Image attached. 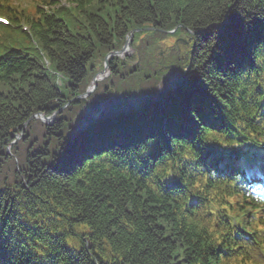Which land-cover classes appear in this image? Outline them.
Instances as JSON below:
<instances>
[{
  "label": "trees",
  "instance_id": "obj_1",
  "mask_svg": "<svg viewBox=\"0 0 264 264\" xmlns=\"http://www.w3.org/2000/svg\"><path fill=\"white\" fill-rule=\"evenodd\" d=\"M14 1L0 5L12 21L0 25V52L8 51L0 55V264H242L234 260L240 250L227 217V232L211 227L194 218L196 203L154 190L140 173L181 156L185 163L165 171L181 172L175 188L185 187L194 180L191 152L205 135L236 121L257 128L237 87L264 70V0H64L68 7L28 0L10 7ZM227 16L230 24H221ZM251 19L256 24L248 27ZM179 23L180 32L201 31L188 83L166 87L172 101L160 107L152 98L160 73L153 58L162 38L173 35L157 29L135 35L141 66L146 62L135 74L145 93L138 107L94 104V94L57 114L50 128L28 120L52 115L69 99L59 94L58 72L70 97L77 95L132 29ZM235 63L243 64L232 69ZM222 116L229 127H213ZM26 123L21 146L9 155Z\"/></svg>",
  "mask_w": 264,
  "mask_h": 264
},
{
  "label": "bare ground",
  "instance_id": "obj_2",
  "mask_svg": "<svg viewBox=\"0 0 264 264\" xmlns=\"http://www.w3.org/2000/svg\"><path fill=\"white\" fill-rule=\"evenodd\" d=\"M70 6V5H69ZM229 20V17H225V19H224V21L223 22H221L222 24H225V22L226 21H228ZM228 24H230V21H228ZM256 24V22L253 20V19H251V20H249V22H248V24H247V26L248 27H252V26H254ZM157 29H159L160 30V28H159V26H156V27H154L153 26V30H157ZM162 40L163 41H166V37H163L162 38ZM172 47L173 48H178V49H181V50H185V47H183V46H180V45H178V44H173L172 45ZM226 47H228V46H225V48ZM225 51V50H224ZM120 52V51H119ZM127 51H124V52H121V53H123V55H125V53H126ZM243 63H238V64H234L235 65V67H233L232 69H235V68H237L238 66H240V65H242ZM117 65V63H115L114 62V64H112L111 66H116ZM219 65L221 66V67H223L224 65H223V63L221 64V63H219ZM179 70H182V71H186V69L184 70V68H180ZM183 72V73H184ZM105 74H100V76H104ZM259 75V74H258ZM260 81L264 84V72L263 73H260ZM99 76V77H100ZM263 76V77H262ZM119 80H121V79H119ZM246 82V84H244V85H241V86H239V87H237V90H239V91H241L242 89H249L251 86H258V83H257V81H255V80H250V79H248V80H246L245 81ZM64 87H66V88H69L70 90H69V94H70V92H71V87H67V85H66V83L65 82H63V84H62V86L61 87H59L60 89H58L59 90V94L61 95L62 93L61 92H63V88ZM63 94H64V92H63ZM74 96V95H73ZM62 98L63 99H66L67 98V96H65V95H62ZM205 106H203V105H201L200 106V108L202 109V108H204ZM60 110H61V108H59L57 111H55V114L53 113L52 115H46V114H38V113H34V114H32L30 117H29V121H31V120H35L34 121V123L33 124H36V125H42L43 123L46 125V127L47 128H50V127H52L53 125H54V122L56 121V113H58V112H60ZM201 114H203L202 112H201ZM42 115V116H41ZM221 119V120H220ZM219 120H215L214 122H213V127H215V128H223V127H226V128H228L229 127V125L228 124H226V121H225V118H224V116H222V118H220ZM39 121V122H38ZM43 122V123H42ZM27 126V123L25 124V126L23 127V131L27 128L26 127ZM235 139V138H234ZM194 141L196 142V139H194ZM143 165H144V163L143 162H141ZM11 169H14V168H12V167H5L2 171L3 172H5V173H8L9 172V170H11ZM151 171H152V173H151V177L153 178V179H159L160 181H162V182H164V180H166L167 179V175H166V171L164 170V169H162V168H160L159 166H158V164H153V167H151V168H149ZM23 174V173H22ZM174 185L173 184H171L170 186H163V188L165 189V190H170L171 189V187H173ZM173 193H175V191H172ZM193 201H194V203H197L198 202V199L197 198H194L193 199ZM246 250H249V252H247V253H245V254H242L241 255V257L240 258H234V260L236 261V263H239V259H242V260H257V262H255L256 264H263L264 263V257H263V255H261V253L260 254H256L255 252H253L255 249H254V247H251V248H247ZM245 250V251H246ZM244 251V252H245Z\"/></svg>",
  "mask_w": 264,
  "mask_h": 264
},
{
  "label": "rangeland",
  "instance_id": "obj_3",
  "mask_svg": "<svg viewBox=\"0 0 264 264\" xmlns=\"http://www.w3.org/2000/svg\"><path fill=\"white\" fill-rule=\"evenodd\" d=\"M63 4H68L65 1H62ZM69 5V4H68ZM165 53V52H164ZM133 49H130V51H128L124 57L128 58L129 60H125V62L127 64H130V60L133 61ZM129 56H132L131 58ZM112 72V69L110 68V73ZM58 75L60 78H63L64 80L66 79L65 75L62 72H58ZM162 79H167L166 75H164L163 73H161L159 75V82H158V86L153 87V96L160 100V101H164L166 98H172L175 95V92H171L166 94L161 86V80ZM103 79H99L98 83H100L101 87H109V94L111 96L112 102L114 103V106L117 110H122V109H132L133 108V102L138 100L139 97L141 95H143L142 92L140 91H135L133 92V85H129V86H118L115 85L114 83L111 84L112 80L113 82L116 81V77L114 78H107V80L102 81ZM179 83H186L188 80H186V78L183 76V74L180 75V77L178 78ZM102 81V82H101ZM170 84L172 86H177V83H174V80H170ZM69 88L64 87L63 88V92L65 95H67V98H69ZM148 94V93H147ZM69 99L66 101L65 105V110H67L69 108ZM68 104V105H67ZM94 114V112H93ZM25 130L23 132H21L20 134H17L16 138L11 142L12 146L11 147H7V151L9 152V150H13V145H16V148L21 146L20 143L23 141V137L22 135H24ZM17 171H19L20 169H16Z\"/></svg>",
  "mask_w": 264,
  "mask_h": 264
},
{
  "label": "water",
  "instance_id": "obj_4",
  "mask_svg": "<svg viewBox=\"0 0 264 264\" xmlns=\"http://www.w3.org/2000/svg\"><path fill=\"white\" fill-rule=\"evenodd\" d=\"M225 24H228V21H226ZM137 30H139V29H135V30L133 31V36H134V32L137 31ZM131 40H132V36H131V38H129V39L127 40V44H130ZM111 55H112V56H116V55H118V52H117V51H113L112 53H110V54L106 57L105 62H107L109 56H111ZM107 68H108V64H106V66H105V68H104V70H103L102 72H105V71L107 70ZM95 81H96V76L93 78L92 83H95ZM91 92H92L91 87H89L86 93H84V94H79L75 99H81L82 97H84V96L90 94ZM72 101H73V100H72ZM60 112H61V110H60Z\"/></svg>",
  "mask_w": 264,
  "mask_h": 264
},
{
  "label": "clouds",
  "instance_id": "obj_5",
  "mask_svg": "<svg viewBox=\"0 0 264 264\" xmlns=\"http://www.w3.org/2000/svg\"><path fill=\"white\" fill-rule=\"evenodd\" d=\"M210 231H211V229H210Z\"/></svg>",
  "mask_w": 264,
  "mask_h": 264
}]
</instances>
